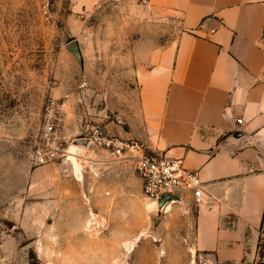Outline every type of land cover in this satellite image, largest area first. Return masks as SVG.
Masks as SVG:
<instances>
[{"label":"rangeland","instance_id":"374dc122","mask_svg":"<svg viewBox=\"0 0 264 264\" xmlns=\"http://www.w3.org/2000/svg\"><path fill=\"white\" fill-rule=\"evenodd\" d=\"M137 3L0 0V264H202L189 251L193 202L149 212L130 165L74 145L113 135L134 114L149 51L177 39L175 17ZM151 28L162 33H149V46ZM74 39L83 67L67 48ZM71 146L80 148L78 174ZM154 216L165 221L155 232ZM261 261L264 237L249 264Z\"/></svg>","mask_w":264,"mask_h":264},{"label":"crops","instance_id":"0c3cea01","mask_svg":"<svg viewBox=\"0 0 264 264\" xmlns=\"http://www.w3.org/2000/svg\"><path fill=\"white\" fill-rule=\"evenodd\" d=\"M72 1L86 10L138 5ZM147 1L161 19L175 17L180 32L149 51L140 105L111 130L199 174L204 197L189 232L196 260L249 264L264 237V0ZM153 32L162 33L147 31L149 46Z\"/></svg>","mask_w":264,"mask_h":264},{"label":"built area","instance_id":"2783aa9c","mask_svg":"<svg viewBox=\"0 0 264 264\" xmlns=\"http://www.w3.org/2000/svg\"><path fill=\"white\" fill-rule=\"evenodd\" d=\"M242 123V120H238ZM49 124L46 136H52ZM89 139L90 146L105 153L116 162L130 165L141 180L143 194L160 202L191 201L198 206L204 197V182L199 174L185 166L182 159H172L159 150H149L134 139L97 132ZM42 157V156H41ZM43 159V158H41Z\"/></svg>","mask_w":264,"mask_h":264},{"label":"water","instance_id":"95a60500","mask_svg":"<svg viewBox=\"0 0 264 264\" xmlns=\"http://www.w3.org/2000/svg\"><path fill=\"white\" fill-rule=\"evenodd\" d=\"M67 48L75 55V57L78 59L81 66H84V57L81 51L80 43L77 39H74L70 41L67 44ZM89 144L88 138H77L74 140V145L80 146V147H87ZM165 202V199H163L160 203L163 204ZM164 222L162 218L159 217H152L151 220V229L155 232L157 228Z\"/></svg>","mask_w":264,"mask_h":264},{"label":"bare ground","instance_id":"6f19581e","mask_svg":"<svg viewBox=\"0 0 264 264\" xmlns=\"http://www.w3.org/2000/svg\"><path fill=\"white\" fill-rule=\"evenodd\" d=\"M71 152H70V155H69V158L70 159H72L73 161H74V164H75V170H76V172H77V174L79 173V171H80V168H81V164L78 162V160H80L81 159V157L79 158L78 157V151L77 150H79L76 146H71ZM169 203H167L166 205H165V207L168 205ZM145 206H146V208L149 210V212H153V211H156L157 210V208H159V204H158V202L157 201H155V200H151V199H149V198H145ZM164 207V208H165ZM131 247L129 246V249H130Z\"/></svg>","mask_w":264,"mask_h":264},{"label":"trees","instance_id":"16d2710c","mask_svg":"<svg viewBox=\"0 0 264 264\" xmlns=\"http://www.w3.org/2000/svg\"><path fill=\"white\" fill-rule=\"evenodd\" d=\"M258 264H264V261L259 262Z\"/></svg>","mask_w":264,"mask_h":264}]
</instances>
